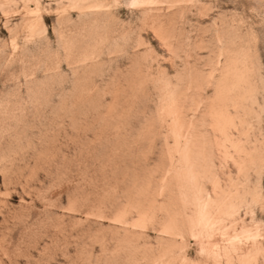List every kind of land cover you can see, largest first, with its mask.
<instances>
[{
    "label": "rangeland",
    "instance_id": "374dc122",
    "mask_svg": "<svg viewBox=\"0 0 264 264\" xmlns=\"http://www.w3.org/2000/svg\"><path fill=\"white\" fill-rule=\"evenodd\" d=\"M132 3L0 0V264H241L224 248L245 230L264 264V0ZM221 79L259 149L241 173L213 142ZM175 93L211 235L188 226Z\"/></svg>",
    "mask_w": 264,
    "mask_h": 264
},
{
    "label": "bare ground",
    "instance_id": "6f19581e",
    "mask_svg": "<svg viewBox=\"0 0 264 264\" xmlns=\"http://www.w3.org/2000/svg\"><path fill=\"white\" fill-rule=\"evenodd\" d=\"M133 3L136 5H141L146 3V0H133ZM225 69L226 67H224V71ZM221 82L222 79L218 82V89H216L217 92L212 99L211 104L209 105V113L212 118V127L214 131L219 132L218 134L220 136L219 138L215 135L213 142L221 150L225 159L230 158L237 165L239 173H241L244 172L243 163L246 160L256 156L257 158H260V154L258 153L259 149H257L255 146L247 147L244 144L242 138L234 134L233 129H237L238 133H242L243 130L240 129V126L235 123V117H233V114L230 112L228 107L230 105H233L235 108L238 106V97L241 96V93H239L237 97V94L233 93L232 90L225 91ZM220 85L222 86L220 87ZM248 89L249 86L247 84L246 90ZM165 111L171 117V124L177 143H179L180 140H184L185 142L184 146L178 149L183 165L176 171V175L180 186L184 187L187 191V196L185 197L184 202L191 203L193 205L192 215L188 216L189 229L192 232L199 231V233L211 235L216 230L219 231L221 227L217 226L218 220L210 211V205L212 203L211 197L209 195L205 196L203 194L202 184L198 182V177L195 173L196 163L192 158V141L189 140V131L191 126H189L188 131V124H186V121L182 115L181 107L178 104V93L171 95V99L166 106ZM240 124H243L242 120L240 121ZM242 126L243 125H241V127ZM228 142L233 148L232 152L227 150V147L225 146V144ZM222 146H224V148ZM201 150H203V148H201ZM203 153L204 150L202 151V157ZM255 153L257 155H255ZM210 181L213 184L212 186L216 196L214 203H216L217 206H225L227 200L219 199L218 197V195L221 194L222 189H217V176L213 174V177L210 179ZM231 207V212L235 214V208H233L234 206L231 205ZM221 233L226 234L223 230H221ZM261 250L262 248L258 240V233L250 232L249 230H245L241 234L236 233L230 236L228 238V245L224 248L225 255L229 263H231L234 258H237L241 264H254Z\"/></svg>",
    "mask_w": 264,
    "mask_h": 264
}]
</instances>
